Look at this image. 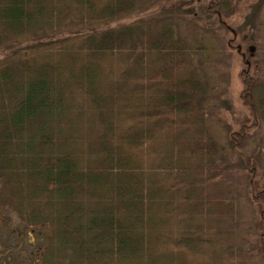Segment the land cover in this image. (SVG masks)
<instances>
[{
	"label": "trees",
	"instance_id": "obj_1",
	"mask_svg": "<svg viewBox=\"0 0 264 264\" xmlns=\"http://www.w3.org/2000/svg\"><path fill=\"white\" fill-rule=\"evenodd\" d=\"M149 1L0 0V209L31 236L27 262L11 253L19 232L0 264H246L239 249L179 253L218 243L193 216L234 222L237 204L206 124V49L174 27L203 20L220 43H247L264 0ZM233 16L244 22L227 27ZM241 75L264 121V77ZM251 198L262 210L264 190Z\"/></svg>",
	"mask_w": 264,
	"mask_h": 264
},
{
	"label": "rangeland",
	"instance_id": "obj_2",
	"mask_svg": "<svg viewBox=\"0 0 264 264\" xmlns=\"http://www.w3.org/2000/svg\"><path fill=\"white\" fill-rule=\"evenodd\" d=\"M153 1L156 0H150L149 5ZM160 1L158 2L160 3ZM205 4L206 0H199V8L201 6L206 8ZM146 14L143 12V16ZM136 18L133 22L139 19ZM204 19L206 20L205 15ZM225 21L227 27L230 26L231 28H236L244 22L237 16ZM206 27V23L202 20L197 26L183 24L180 28H174L178 29L176 35L178 33L179 39L185 38L191 46L201 44L200 46L206 49L207 54L201 55L206 60L204 70L206 72L207 94L210 98L206 107L208 112L205 114V119L209 131L217 142L218 150L215 159L228 166V171L224 174V179L227 182L228 200L237 204V211L234 222H219L218 220H208L206 217L193 216L190 222H203L212 228L213 232L209 233L207 238H214L218 243L201 245L188 253L183 251H179V253L188 262L204 263L209 260L210 253L214 248L229 251L239 249L238 255L242 257L244 263L264 264V242L257 226L260 218H264V207L257 211V203L251 198L260 190H264V121L259 119L255 111L247 107L241 98L244 81L241 75L242 68L244 71L256 75V77H264V6L259 16L254 20L252 28L245 31L252 33L249 35L247 43L235 38L232 40L233 44H230L227 40L234 38L233 34H227L224 40L226 42L220 43V31L216 30L214 33ZM195 29L200 31L199 34L195 33ZM68 31L61 33L60 36L66 35ZM194 37L199 43L194 42ZM228 43L234 46L232 48L233 56L229 53L225 57L222 51L223 60L221 59L219 62L220 47L222 49L221 45L229 46ZM251 47L254 57L249 58L248 49ZM242 59L251 63L241 64ZM148 163L150 162L146 159V165ZM247 163L254 165L251 171L242 166L248 165ZM185 187V184L182 185L181 190H184ZM179 215L181 214L176 212L170 217L173 219L171 222L173 228L180 221L177 220ZM0 216L6 218L0 219V243L7 244L12 248L15 247L14 240L21 232L22 248L17 249L16 253L11 250V253L13 257L19 258L22 249V256L26 260L22 257L21 259L27 262L28 249L31 248L28 241L31 236L23 230V222L15 214L10 216L3 209H0ZM12 229H15L14 233ZM170 245L168 246L170 247ZM172 246L177 252L176 246Z\"/></svg>",
	"mask_w": 264,
	"mask_h": 264
}]
</instances>
